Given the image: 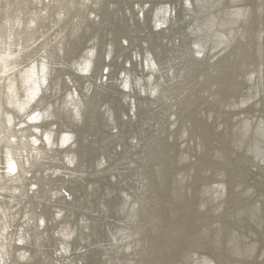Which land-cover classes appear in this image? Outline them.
<instances>
[{
    "label": "bare ground",
    "instance_id": "bare-ground-1",
    "mask_svg": "<svg viewBox=\"0 0 264 264\" xmlns=\"http://www.w3.org/2000/svg\"><path fill=\"white\" fill-rule=\"evenodd\" d=\"M263 83L264 0H0V264H264Z\"/></svg>",
    "mask_w": 264,
    "mask_h": 264
},
{
    "label": "rangeland",
    "instance_id": "rangeland-1",
    "mask_svg": "<svg viewBox=\"0 0 264 264\" xmlns=\"http://www.w3.org/2000/svg\"><path fill=\"white\" fill-rule=\"evenodd\" d=\"M262 88L264 90V83L262 84ZM261 96H263V97H261ZM261 96H260L258 102L256 103V106H257L258 110L260 111V113L263 114V107L264 106L262 107V102L264 103V92H262Z\"/></svg>",
    "mask_w": 264,
    "mask_h": 264
}]
</instances>
